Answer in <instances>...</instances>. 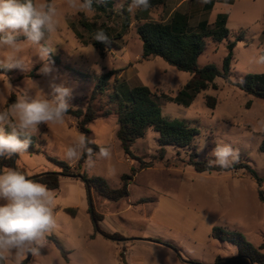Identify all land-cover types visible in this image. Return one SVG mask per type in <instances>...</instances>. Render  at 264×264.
Masks as SVG:
<instances>
[{"label":"rangeland","instance_id":"1","mask_svg":"<svg viewBox=\"0 0 264 264\" xmlns=\"http://www.w3.org/2000/svg\"><path fill=\"white\" fill-rule=\"evenodd\" d=\"M54 2L59 10V24L50 37L55 49L51 61H54V75L59 77L56 82H63L74 90L71 109L85 111L98 77L117 71L106 92L93 102L98 118L89 126L90 140L96 141L93 144L109 146L112 155L109 160L97 159L94 167L83 170L76 169L79 162L71 165L66 162L63 150L80 133L76 119L67 115L63 124L40 126L34 135L38 152L27 151L17 156L15 168L35 177L60 173L58 163H63L90 178H103L112 189L120 188L122 176L130 174L132 167H138L139 163L125 157L117 139L115 93L117 90L125 101L129 92L138 86L150 88L158 97L156 102L164 117L186 122L199 135L191 147L167 146L164 161L136 175L128 198L111 202L92 189L94 211L104 217L99 223L100 229L107 234L121 235L123 238L119 241L96 231L85 183L61 177L60 188L53 190L58 227L48 235V244L40 254L32 255L29 264H216L218 258L238 257L237 245L212 238L214 228L238 234L254 248L264 247V201L260 200L256 180L245 169L236 173H198L188 164L192 155H197L198 161L214 159L212 150L221 142L238 151L237 164L249 165L264 179V153L260 151L264 131L258 125L264 120V100L247 95L236 86L246 75H264V66L254 63L255 57L264 50V0H167L165 6L152 9L147 20L138 19L139 10L128 12V27L124 24L127 3L121 7V0H114L113 12L107 18L96 16L95 12L70 9L66 0ZM176 12L188 15L193 28L204 21L212 25L220 14L228 16L229 38L222 43L211 38L206 40L207 49L198 61L201 67L213 65L222 69L228 54L227 44L236 42L229 81L217 78V89L211 87L199 93L188 106L170 102L163 96L170 100L177 98L193 75L177 70L159 57L143 60V45L137 34L138 25L146 21L167 22ZM82 20L91 27L96 23L110 29L105 32L110 35L105 56L91 44L95 41L94 33L82 26ZM119 33L122 37L113 39ZM24 55L36 63L31 71L13 69L0 74V108L22 89L50 91V77L38 74L42 65L34 50L28 48ZM210 97L216 101L214 109L208 106ZM107 111L111 114L104 117ZM158 139L159 134L149 130L144 139L136 142L135 154L146 162L152 160L159 153ZM109 168L115 169L114 175L107 174ZM261 190L264 197V183ZM165 193L168 196L160 203L159 198ZM66 209H73L76 214L67 213ZM155 213L156 218H162V224H156V218H151ZM49 237L58 240L68 260ZM28 256L20 257L19 264ZM6 264L17 262L12 260Z\"/></svg>","mask_w":264,"mask_h":264},{"label":"trees","instance_id":"2","mask_svg":"<svg viewBox=\"0 0 264 264\" xmlns=\"http://www.w3.org/2000/svg\"><path fill=\"white\" fill-rule=\"evenodd\" d=\"M150 2L151 7L149 10H139L140 15L137 17L140 21L147 20L149 12L152 9L165 6L167 0H150ZM93 6L96 9V16L107 18L113 12L114 0H104L103 3H96L94 0ZM124 15L126 16L124 24L128 27L130 18L127 9H124ZM227 23L228 16L226 14H220L212 25L207 21H204L199 23L197 27L193 28L190 26V18L188 15L176 12L167 22L146 21L137 26V34L143 45V60H150L159 57L177 70L193 75V78L185 85L177 98L170 100L165 95L163 97L166 100L188 106L199 93L204 92L211 87L217 89V85L215 84L217 78L229 81L236 42H230L227 44L228 54L223 60L222 69L213 65L201 67L198 64L200 56L204 54L207 49L206 40L208 38H211L216 43H222L229 38L230 31L227 27ZM81 24L86 30H89L90 32L93 31L92 33H95L98 28L103 29L104 32L108 30L110 31L106 26H98L96 23H93V26L91 27L89 22L84 20L81 21ZM116 35L117 38H115ZM116 35L113 39H120L122 37V34L120 33ZM109 36L110 35L108 34V37ZM91 44L100 51L102 56H105V44L97 41H93ZM6 73H8V71L0 69V74ZM116 73L117 71H110L103 73L98 77V84L93 91L90 103L85 111L81 109H70L67 114L76 119V127L78 131L86 134L89 139L91 135L89 126L98 118V113L93 108V102L99 95L106 92L111 78ZM115 82H117V79H115ZM236 86L247 95L264 100V75H246L243 81L236 84ZM16 97L17 96L13 94L6 106L15 101ZM115 98L118 102L117 139L121 144L125 157L131 161H137L139 163L138 167H132L130 174L122 176L121 187L118 189H112L103 178H90L86 173L74 171L75 168L63 163H58L61 167L60 173L36 175L35 179L46 184L51 190H58L60 188L61 177L75 178L81 180L85 183L86 187H90L91 191L92 189L95 190L106 200L119 202L129 197V187L134 182V179L139 172L152 168L156 163L165 160L167 146H174L177 148L191 147L194 139L199 135L198 130L189 126L186 122L170 120L164 117L161 108L156 102L158 97L148 87H135L129 92V97L125 101H122L116 90ZM208 106L213 109L215 108L216 101L214 98H208ZM110 114L111 112L107 111L103 116L108 117ZM149 130H153L159 134V153L157 156H154L152 160L146 162L135 154L134 146L138 140L146 137ZM35 141L36 139L33 136L28 152H38L35 150ZM90 146L95 151H98L96 145L92 144ZM260 151L264 153V138L260 145ZM15 159L16 157H13L10 160H0V166L15 168ZM207 162L208 161H198L197 155H192L188 164L198 173H236L245 169L259 184V197L261 201H264L263 191L261 190L264 179L260 178L249 165L235 163L229 169H221L218 167H208ZM84 167L87 166L82 159L79 161L76 169L83 170ZM19 170L25 173L24 169ZM65 211L72 215L76 214L73 209H66ZM92 215L98 233L113 241H119L118 239L123 238L119 234L111 235L102 231L99 227V223L104 220L103 215L97 214L94 210L92 211ZM212 238L228 241L237 245L239 248L238 257L230 260L218 258L216 264H264V253L261 252L264 250L263 246L260 248H254L240 235L226 232L220 228H214L212 230ZM49 240L55 244L65 260H68L67 252L58 240L55 237H49ZM168 247L174 249L171 245H168ZM31 257L32 255L29 254L28 258L22 261L21 264H29ZM189 264L196 263L189 262Z\"/></svg>","mask_w":264,"mask_h":264},{"label":"clouds","instance_id":"3","mask_svg":"<svg viewBox=\"0 0 264 264\" xmlns=\"http://www.w3.org/2000/svg\"><path fill=\"white\" fill-rule=\"evenodd\" d=\"M103 3L104 0H95ZM207 2V0H204ZM127 3V11H147L150 0H121L120 6ZM68 8L95 12L94 0H66ZM59 10L54 0H0V69L31 71L36 61L25 57L26 49L34 50L41 62L38 74L49 79V92L40 89L33 92L22 89L15 101L0 108V160H10L27 153L32 137L40 131L41 125L63 124L73 107L70 99L73 89L65 86L54 75L55 51L51 35L58 28ZM105 45L110 44L104 30H97L92 37ZM94 48L92 49V52ZM254 63L264 66V50ZM34 83V82H33ZM36 85V83H34ZM264 131V120L258 122ZM96 143L86 134L78 137L63 150V158L70 165L84 160L87 167L95 166L97 159L109 160L112 152L109 146L97 144L98 151L90 145ZM208 160V167L229 169L238 162V151L231 145L217 142ZM109 176L114 168L107 170ZM53 190L39 180L13 167H0V264L31 254L39 255L48 244V235L58 227ZM71 257L69 260L71 261Z\"/></svg>","mask_w":264,"mask_h":264},{"label":"crops","instance_id":"4","mask_svg":"<svg viewBox=\"0 0 264 264\" xmlns=\"http://www.w3.org/2000/svg\"><path fill=\"white\" fill-rule=\"evenodd\" d=\"M149 169H150V168H149ZM141 172H142V171H141ZM167 196H168V195H166V193L162 195V198H161V196H160V198H159V199H160V200H159L160 203H161V200H162L163 198L166 199ZM169 199H170V198H169ZM160 203H159V204H160ZM159 206H160V205H159ZM156 216H157V214L155 213L151 218L155 219ZM103 221H104V220H103ZM103 221H102V222H103ZM154 222H155L156 224H162L163 221H162V218H156V221H154ZM208 231H209V230H208ZM162 240H163V239H162ZM159 242H160V241H159ZM155 247L158 248V246H155Z\"/></svg>","mask_w":264,"mask_h":264},{"label":"water","instance_id":"5","mask_svg":"<svg viewBox=\"0 0 264 264\" xmlns=\"http://www.w3.org/2000/svg\"><path fill=\"white\" fill-rule=\"evenodd\" d=\"M33 178H35V177H33ZM87 188H88V196H89V202H90V210L93 211L94 210V207H93V203H92V193H91V189L88 186H87ZM230 259H234V258H229L227 260H230Z\"/></svg>","mask_w":264,"mask_h":264}]
</instances>
